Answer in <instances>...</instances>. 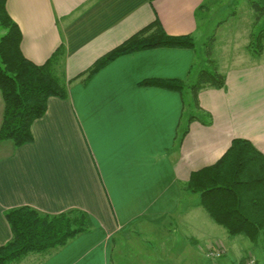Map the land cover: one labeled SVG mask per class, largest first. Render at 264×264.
I'll return each mask as SVG.
<instances>
[{"label":"crops","instance_id":"0c3cea01","mask_svg":"<svg viewBox=\"0 0 264 264\" xmlns=\"http://www.w3.org/2000/svg\"><path fill=\"white\" fill-rule=\"evenodd\" d=\"M207 1H7L27 58L42 64L64 43L70 83L67 98H49L31 143L0 140V246L13 236L5 215L13 207L49 214L82 209L94 224L47 258L31 253L12 264H116L122 234L136 244L129 248L137 264H191L200 242L182 236L176 221L199 213V201L184 188L192 171L215 163L235 138L264 153V50L254 57L247 49L254 18L244 31L216 35L214 53L227 54L218 61L226 75L222 88L195 95L188 87L144 83L196 80L206 64L197 47L143 49L118 56L90 78L83 73L155 20L168 34L197 38ZM4 110L0 90V127ZM233 242L223 256L240 254ZM256 256V264L264 261Z\"/></svg>","mask_w":264,"mask_h":264},{"label":"trees","instance_id":"16d2710c","mask_svg":"<svg viewBox=\"0 0 264 264\" xmlns=\"http://www.w3.org/2000/svg\"><path fill=\"white\" fill-rule=\"evenodd\" d=\"M7 1L0 0V25L4 29L0 37V90L5 102L0 140H13L16 146H22L34 140L32 125L46 113L49 98L68 97L70 80L64 43L42 64L25 56L21 49L23 33L9 13ZM250 3L254 29L247 49L254 57H260L264 50V25L260 29L257 25L264 18V0ZM202 7L206 8V3ZM160 46L195 47L196 43L193 35L168 34L155 20L104 53L83 74L90 78L118 56ZM213 54L210 49L208 56ZM144 83L179 92L188 87L198 95L206 87H224L226 75L210 58L191 83L176 79ZM184 188L199 195V205L229 235H243L264 250V153L251 140L233 139L215 163L192 171ZM5 215L13 236L0 246V264H12L30 253H50L94 228L91 215L77 208L49 214L24 205L8 209Z\"/></svg>","mask_w":264,"mask_h":264},{"label":"rangeland","instance_id":"374dc122","mask_svg":"<svg viewBox=\"0 0 264 264\" xmlns=\"http://www.w3.org/2000/svg\"><path fill=\"white\" fill-rule=\"evenodd\" d=\"M251 0H208L206 10L202 14V18L200 21V30L198 32L197 38L194 37L195 43L198 53H199V62L207 61V59H214L215 61H220V56H222L223 60H225L226 53H222V55L218 52L214 53L212 56H208L210 49L215 52V43L214 39L216 38L217 34H223L230 32L231 28L233 30H241L244 31L245 28L252 25L254 12L251 8ZM255 1V0H254ZM264 25V18L260 21L257 25V29H260ZM4 29L0 25V37L3 35ZM219 45V42H218ZM227 60V59H226ZM225 60V61H226ZM68 79V78H67ZM69 87V85H68ZM191 93V92H190ZM192 110V109H191ZM13 141V140H12ZM14 142V141H13ZM16 145V144H15ZM197 201H199V195L193 194ZM189 203L188 200L184 201V207L187 206ZM190 204H193L192 202ZM198 206V205H197ZM199 213L197 216L192 217V214L188 217H184L183 219H178L176 224H178V229H180V233L182 236H190L194 237L199 240L200 245L198 246L197 250L195 251V258H191V264H240V259L243 257L245 258L244 264H247V260H249L250 255H252L255 260H257V255L261 256L264 255L262 249L255 244H253L247 237L243 235L239 236H231L228 234L226 229L216 222L213 221L212 218L208 215L206 210L202 208V206L196 207ZM192 209V211H195ZM182 217V214H181ZM183 220V223L180 222ZM134 237H136L133 233ZM120 236H124L123 234ZM117 244L122 245L119 246V249L115 250V257L117 258L116 264L119 261L120 263H127V264H137L136 261H133L134 254L133 250H130L129 247L136 248V244L131 242V240H127L124 237L119 238ZM236 237V238H233ZM231 239H234L233 243L238 245V252L240 254L232 253L231 251L228 252L226 256H222L218 259L213 258L207 254V248L212 243L218 241H222L226 246H230ZM119 242V243H118ZM123 242H128V245L123 246ZM149 245V244H148ZM247 247H253V254H250L251 251L247 250ZM60 248L53 249V251H58ZM228 249V247H227ZM122 252V255L119 253ZM128 251V252H127ZM198 253V254H197ZM200 253V254H199ZM256 253V254H255ZM31 254V253H30ZM45 258L49 256V252L45 253ZM250 254V255H249ZM29 255V254H28ZM44 258V259H45ZM169 260L171 257L169 255ZM168 264V263H165ZM171 264V263H169ZM175 264H177L175 262ZM256 264V262H255ZM259 264H264L260 262Z\"/></svg>","mask_w":264,"mask_h":264},{"label":"built area","instance_id":"2783aa9c","mask_svg":"<svg viewBox=\"0 0 264 264\" xmlns=\"http://www.w3.org/2000/svg\"><path fill=\"white\" fill-rule=\"evenodd\" d=\"M227 252V247L222 241H216L208 246L207 248V254L213 258H220ZM251 258L247 260V264H255L256 260L255 258L250 255Z\"/></svg>","mask_w":264,"mask_h":264}]
</instances>
